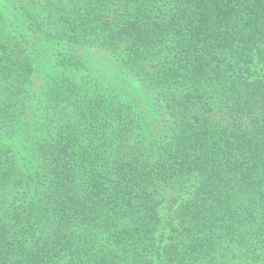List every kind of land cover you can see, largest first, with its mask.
<instances>
[{"label": "trees", "instance_id": "1", "mask_svg": "<svg viewBox=\"0 0 264 264\" xmlns=\"http://www.w3.org/2000/svg\"><path fill=\"white\" fill-rule=\"evenodd\" d=\"M0 264H264V0H0Z\"/></svg>", "mask_w": 264, "mask_h": 264}]
</instances>
